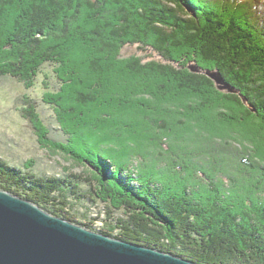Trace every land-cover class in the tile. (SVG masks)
Returning a JSON list of instances; mask_svg holds the SVG:
<instances>
[{"label":"trees","instance_id":"16d2710c","mask_svg":"<svg viewBox=\"0 0 264 264\" xmlns=\"http://www.w3.org/2000/svg\"><path fill=\"white\" fill-rule=\"evenodd\" d=\"M45 66L65 140L27 96L22 116L84 171L0 158V189L197 264H264V0H0V80L30 89ZM85 198L105 204L102 228L73 211Z\"/></svg>","mask_w":264,"mask_h":264},{"label":"water","instance_id":"95a60500","mask_svg":"<svg viewBox=\"0 0 264 264\" xmlns=\"http://www.w3.org/2000/svg\"><path fill=\"white\" fill-rule=\"evenodd\" d=\"M220 91L235 92L215 69L190 63ZM0 264H197L94 231L53 215L31 201L0 189Z\"/></svg>","mask_w":264,"mask_h":264},{"label":"rangeland","instance_id":"374dc122","mask_svg":"<svg viewBox=\"0 0 264 264\" xmlns=\"http://www.w3.org/2000/svg\"><path fill=\"white\" fill-rule=\"evenodd\" d=\"M131 50V48L124 50V55H127ZM147 53L153 52L148 50ZM153 55L155 54L153 53ZM43 70L48 74V78H46V74L40 73L35 86L30 89H25L22 83L13 78L0 80V158L7 160L11 165H20L24 169H32L40 174L63 173L65 171L82 174L83 167L75 164L62 152L53 151L47 147L45 142L39 144L35 128L22 116L21 109L25 106L21 107V102L26 101L25 97L27 96L31 102L36 103L38 112L50 130V137L57 141L65 140L63 132L58 129L52 108L41 101V96L46 91L45 87L48 86L51 88L50 90H56L59 83L55 75L51 73V67L45 66ZM60 74L62 73L60 72ZM60 86L63 87L61 84ZM196 103V101L193 102V104ZM108 104L110 103L108 102ZM95 106L93 105L92 108ZM218 110H221L218 106L213 109L214 113H217ZM230 134V138L242 135L237 132ZM243 136L242 139L250 141L248 137ZM73 202V211L80 221H90L95 218V223L92 221L94 226L102 228L101 221L106 217L107 210L104 203L99 201L91 203L86 198L83 201L74 199ZM114 215L117 216L118 213Z\"/></svg>","mask_w":264,"mask_h":264},{"label":"bare ground","instance_id":"6f19581e","mask_svg":"<svg viewBox=\"0 0 264 264\" xmlns=\"http://www.w3.org/2000/svg\"><path fill=\"white\" fill-rule=\"evenodd\" d=\"M69 92V91H68ZM72 100V99H71Z\"/></svg>","mask_w":264,"mask_h":264}]
</instances>
